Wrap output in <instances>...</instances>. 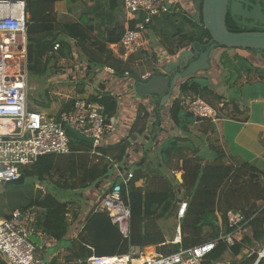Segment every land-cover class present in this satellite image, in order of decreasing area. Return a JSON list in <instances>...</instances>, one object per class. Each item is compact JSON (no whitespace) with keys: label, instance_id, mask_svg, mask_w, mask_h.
Listing matches in <instances>:
<instances>
[{"label":"trees","instance_id":"16d2710c","mask_svg":"<svg viewBox=\"0 0 264 264\" xmlns=\"http://www.w3.org/2000/svg\"><path fill=\"white\" fill-rule=\"evenodd\" d=\"M24 1L27 17V71L29 82L32 75L39 80L45 76L47 80L51 75L57 73L56 70L51 73L48 67L42 70L40 68L42 62H47L48 57L49 59L53 58L54 53L59 51L60 54L57 55V58L70 57L74 45L86 52L88 66L85 72L109 65L114 69L117 76L131 72L136 75L139 74L138 68V71L131 70L130 72L129 70L128 64L133 55L123 61L116 58L105 44L121 41L124 33L123 25L110 27L104 38H98L99 31H101V25L98 24L100 20L98 23L93 21L98 17L100 19L98 12H102L103 3L97 5L95 9L90 8L89 10L87 4L84 3V12L81 16L80 10L79 22L62 23L55 9V4L62 0ZM108 1V10L103 14L105 20L116 11L118 12L120 7L119 0ZM90 13H93V17L88 18V21L81 24V18L84 15L88 17ZM174 17L176 16L174 15ZM182 22L183 24L180 25H174L170 22L169 26L167 24L164 26V28L169 27L165 35L168 37V43L172 45V55L180 49L191 46L194 42L203 41L208 36L201 20L198 19V21L193 22L185 16L182 17ZM135 24L136 20L130 24V27L133 28ZM229 29L237 32L234 29ZM88 41L90 47L86 48L85 44ZM91 47H94L97 53L94 50L90 51ZM143 50L144 48L140 51ZM227 50L230 49H225L221 54L219 64L228 72V81L232 79L227 92L233 93L234 86L232 84L243 74L242 71L249 73L251 67H248L247 61L239 54L231 60ZM87 51L89 52L87 53ZM261 53L264 54V51ZM240 61L244 63V66H247L246 70L237 68V63ZM146 64L151 72L156 69L154 63L147 62ZM259 74L264 77V71H260ZM82 85L78 91L80 96L85 93L84 87L86 84L83 82ZM188 91L195 92L213 107L218 108L220 117L222 115L234 117L232 113H240L241 115L245 113L237 100L231 98L230 101H227L229 99L228 95L216 93L205 79L195 76L189 77L180 84L179 92H177L178 96L176 95L177 97L173 100L168 111L173 126L182 133L188 132L187 125L195 121L194 116L187 113L181 106V96ZM39 93L38 97L29 93V99L33 102V108L36 111L48 116H60L61 113L71 110L77 100L99 102L104 105L109 122L117 113V99L108 92L99 91L88 97L63 101L60 103L58 110L52 106L53 100L47 89L39 90ZM230 105L233 112L230 110ZM149 121L152 122L151 125H149ZM160 122L161 115L156 118L153 111H149L147 106H141L129 137L116 146L97 147L95 151L101 156H99L98 162L91 165L89 161L92 145L78 140L75 135L67 131L71 140V153L60 155L66 156V161L57 162V155L40 157L35 164L23 170L26 175L24 185L10 186L8 190L13 191V196L8 197L10 202H4L0 198V209L6 207L12 213L15 210L35 208L38 212V228L55 240H63L69 229L68 215L72 211L70 206H73L74 201L78 198L76 193H82L93 184H99L101 180L109 177L112 173L111 166L114 160H123L127 155L129 145L135 139L143 136L147 130L151 137L155 138ZM188 149H192L196 153L191 157H183L181 183L175 177L172 180L166 175L168 169L162 163L147 168H155L159 174L152 179L153 185L155 184L154 188L135 186V182L142 178L143 174H140V172L135 174L134 172L128 191L131 207L129 238L123 237L105 211H93L86 216L85 225L77 240L72 242L76 244V247H74V253L69 260L73 261L64 264H88L87 260L94 255H124L129 252L131 246H156L159 254L176 253L181 248L194 247L214 240L222 232L230 233L233 228L229 225V212L243 214L245 220L248 221L246 229L249 233L244 234L241 240L230 247L220 241L215 249L207 254L203 264H217L228 251L237 258L241 256L245 249H248L249 252L253 251V253L243 255L241 258L231 261L230 264H254L258 258V253L253 248L257 245L264 246V174L247 162L229 163L224 150L216 145L210 144L209 147L214 153V158L211 161L204 162L203 157L199 155L200 147L195 148L192 141L181 136H172L168 139L166 147L162 151L163 162L170 160L176 150L183 152ZM108 158L112 159L113 162H109ZM28 178H31L32 182H27ZM37 185H40V187ZM181 191L187 197L188 203L185 215L180 221L182 239L177 244H165L166 238L158 221L164 218L178 217L179 209L177 205L178 202H181ZM122 193L125 195L124 189ZM14 195L22 198L25 202L22 201V203L14 205L12 203ZM0 213L5 219L11 215V213L2 214V211ZM113 241H116V250H104L103 244ZM106 248H109V246L107 245ZM263 263L264 257L259 260L258 264ZM0 264L6 263L0 260ZM53 264L59 263L55 261Z\"/></svg>","mask_w":264,"mask_h":264},{"label":"crops","instance_id":"0c3cea01","mask_svg":"<svg viewBox=\"0 0 264 264\" xmlns=\"http://www.w3.org/2000/svg\"><path fill=\"white\" fill-rule=\"evenodd\" d=\"M166 1L170 6L173 7L172 9L174 11L160 17H155L152 20V22L147 26V30L144 33V38L146 41L144 50L140 51L138 54L133 55L128 64L130 72L131 70L135 71L138 68L141 74H137V76L140 78L151 73V71L145 65L147 62L154 63L157 67L158 64L165 63L166 61L173 59L176 55L171 54L172 45L168 43V37L165 35V32L167 31V29H169V27L164 28L165 24L168 25L170 22H172V24L174 25L183 24L182 17L185 16L191 19L193 22L198 21L196 12L193 10V6L190 0ZM119 2L120 7L118 9V12L116 11V13L112 14V16H109V18L106 17V20L103 19V14H105L108 10V0H72V2H70V0H62L55 4V9L58 13L59 20L62 23L79 22L80 10L81 16L84 12V3L87 4L88 10L90 8L95 9L97 5L103 3L104 7L102 12H98V14H100V19H98V17L93 21L95 23H98L100 20L98 24L101 25V31H97H99L100 34L98 35V38L102 39L105 37V34L108 33V29L110 27L123 25L122 28H124L125 33L127 27L133 21H135L134 19H132V16L128 15L125 11L122 0H119ZM92 15L93 13H90L88 17L87 15H84V17L81 18V24L82 22L88 21V18L91 19L93 17ZM174 15L176 17H174ZM58 31L60 32V30ZM105 44L116 58L123 61L127 60L123 55L124 50L120 46H118L119 43L108 42ZM85 47H90L89 41L85 44ZM189 47L190 45L185 48ZM185 48L180 50H184ZM93 50L97 53V50H95L94 47H91L90 51ZM88 52L89 51H87V53ZM227 52L229 53V57L231 60L234 59L237 54H239L247 61L248 65L251 67L249 73L242 71L243 74L238 79H236L234 84H232L234 86L233 93L229 92V94L227 92V88L231 86V83L228 81V79L226 83L222 81V79L226 77V73L228 75V72L220 65L222 70L219 76V70L216 69L215 72V64L213 60L212 68L210 71L202 72L195 77L205 79L207 84H209V86L216 93L225 96L229 94V99L227 101H230L231 98L237 100L245 113H243L242 115L240 113H232V115L234 114V117L222 115L216 122L204 121L194 117L195 121L187 125L188 132L182 133L180 130L175 129V126H173L168 113L169 108L173 100L175 99V95H177V92H179L180 84L183 82L180 81L175 90L173 98L171 99L169 104L161 110L160 127L156 132L155 138H152L151 134L147 130L143 134V136L135 139L132 144L129 145L127 149V155L123 160H114L111 166L112 173L109 177L101 180L99 184H93L82 193H76V196H78V198L74 201L73 206H70L72 211L68 215L69 229L63 240L58 241L47 235L42 239L41 249L47 251L50 255V261L48 264H53V262L55 261L63 264L73 261L69 260L74 253V247H76V244H73L72 242L77 240V238L79 237V234L82 231L83 226L85 225L86 216L93 211H98L96 210V207L102 197H104L105 195H109L111 192L117 190L119 186L121 187V189L124 188L123 176L126 175L128 171H133V173L135 172V174L136 172H140V174H143V177L135 182V186L149 188H154L155 184L153 185L152 179L159 174L155 168H147L152 167L153 165H157V163H162L167 167L168 171H166V175L169 176L172 180V177H175L178 180L177 175L179 173L183 175V170L181 169L183 165V157L194 156V153L196 152L192 151V149H188L183 152H180V150H176L170 160L163 162L162 151L166 147L168 139L172 136H181L182 138H187L194 143L195 148L199 146L201 149L199 155L203 157L204 162H208L214 158V153L209 149L211 142L208 143L207 140L209 137H212L214 135L218 140L216 146H219L224 150L229 163L239 164L247 162L252 166H255L264 174V77L260 76L259 74L260 71H264L263 54L259 53L258 55H255L252 51L235 49L227 50ZM70 60L75 65H73L70 70H65L64 72L60 70V72L51 75L50 80L52 78H58L57 80L59 82H56L55 84L68 81L69 84L71 83V86H73V88H75L76 90L78 89V87L81 88L83 86L82 83L84 82L86 84L84 87L85 93L81 94V97H88L91 94H96L99 91H102L112 94L117 99V113L113 118L110 119V122L115 124L116 130L113 133L108 134L104 138H102L99 146H116L122 140H125L130 135L132 127L137 120L138 112L141 106H147L149 111H153L154 106H156L159 102L158 98L156 97H153L149 101L144 97L141 98L137 96L133 86L134 80L130 78V76L134 74L133 72L121 75L124 77L117 76L115 75L114 69L109 65L102 68H96V70L91 69L88 70V72H85V69L88 66V57L86 56V52L82 48L78 49L77 45L73 46V53L70 57H63L59 61L61 64H64L66 62H70ZM79 80H81V82H79ZM232 109L233 108L230 105V110L232 111ZM151 121H149V125L152 124ZM181 143L183 144V142ZM204 148H206V152L203 153L202 150ZM95 149L93 146L91 147L89 161L90 165L94 162H98L99 156H101L99 155V153H97V151H95ZM108 160L110 162V158H108ZM178 181L180 183L182 182V180ZM9 188L10 186L0 184V198H2L4 202H10L8 197L13 196L12 192L8 190ZM182 195H180L181 202L187 203V201H184L182 199ZM12 200L14 199L12 198ZM181 202H178L177 205L179 210ZM0 211H2V214L11 213L10 210L6 207L0 209ZM3 219H5V217L0 215V221ZM167 219L169 218H164L158 221V224L160 225L166 238L165 244L180 243L182 239L180 227L181 219L179 217L175 219ZM172 227H175V232L172 231ZM247 233L249 232L246 229L244 233H242L240 238H242L244 234ZM107 245L109 246V248H106ZM103 247L106 251L116 250V241L107 242V244H103ZM148 248L151 251H147L146 249ZM261 248L262 247L260 245H257L253 249L257 250L258 252ZM134 249L138 250L144 255H153L155 253H158L156 246H131L129 252ZM245 250L249 252L248 249ZM252 253L253 252H251L249 255H251ZM0 260H3L6 264H9L2 257L0 258ZM258 262L259 261L257 258L254 264H258Z\"/></svg>","mask_w":264,"mask_h":264},{"label":"built area","instance_id":"2783aa9c","mask_svg":"<svg viewBox=\"0 0 264 264\" xmlns=\"http://www.w3.org/2000/svg\"><path fill=\"white\" fill-rule=\"evenodd\" d=\"M123 7L136 20L133 28L130 25L127 27L118 44L124 50L125 59H128L144 48V33L152 20L174 10L166 0H123ZM26 20L24 0H0V184L4 185L19 179L24 174L23 170L31 167L42 156L71 153L67 126L94 138V149L99 146L102 138L116 130L115 124L108 121L105 106L99 102L77 100L71 110L60 116H48L31 107ZM180 101L187 113L200 120L216 122L220 119L219 110L193 91L184 93ZM133 177V171H128L123 176L124 188L119 186L117 190L102 197L96 207V210L107 212L124 238L130 236L128 185ZM187 205L186 202L180 203V219L185 215ZM228 217L229 225L233 228L230 233L222 232L214 240L181 248L176 253L144 255L134 249L124 255L92 256L87 263L203 264L207 254L220 241L230 247L241 240L248 221L240 212H229ZM31 235L41 239L46 236L38 228L37 210L29 208L13 211L9 218L0 221V258L9 264H47L37 257L36 252L42 245L38 246L31 241L28 238ZM257 253L259 261L264 257V246Z\"/></svg>","mask_w":264,"mask_h":264},{"label":"water","instance_id":"95a60500","mask_svg":"<svg viewBox=\"0 0 264 264\" xmlns=\"http://www.w3.org/2000/svg\"><path fill=\"white\" fill-rule=\"evenodd\" d=\"M190 1L208 36L203 41L194 42L189 48L180 50L173 59L158 64L145 78L135 74L130 76L134 80L133 86L138 97L149 101L153 97L158 98L159 102L153 108L156 118L160 117L161 110L173 98L180 81L211 70L213 57L219 48L248 50L255 55L264 51V0ZM228 13L235 22L251 30L231 31L227 25ZM67 130L78 140L89 144L95 142L94 138L80 134L71 126H67ZM25 182L26 175L22 174L19 179L8 182L5 186L24 185ZM28 238L38 246L42 245L40 237L31 235Z\"/></svg>","mask_w":264,"mask_h":264},{"label":"rangeland","instance_id":"374dc122","mask_svg":"<svg viewBox=\"0 0 264 264\" xmlns=\"http://www.w3.org/2000/svg\"><path fill=\"white\" fill-rule=\"evenodd\" d=\"M57 49V48H56ZM224 50L225 49H222V48H219L218 50H217V52H216V54L214 55V57H213V62H214V64H215V72H216V69L217 70H219V76H220V72H221V70H222V68H221V66H220V64H219V62H218V60H219V58H220V55L222 54V52H224ZM60 52V51H59ZM59 52H56V53H54V57L53 58H51V59H49V57H48V61L47 62H42V65L40 66V68L43 70V69H46L47 67L48 68H50V70H51V73L53 72V71H57V72H60V70H62V72H64L65 70H70V68L73 66V65H75L71 60H70V62H66V63H64V64H61L60 63V59L61 58H57V55L58 54H60ZM229 54V53H228ZM49 55H51V54H49ZM48 55V56H49ZM234 56V55H233ZM61 64V65H60ZM47 65V66H46ZM147 65V64H146ZM46 66V67H45ZM248 67H249V65H248ZM237 68L238 69H244V70H246L247 69V66L245 65L244 66V63L242 62V61H240V62H238L237 63ZM139 72V71H138ZM218 72V71H217ZM141 73L139 72V74L138 75H140ZM204 74V73H203ZM205 74H208V73H205ZM213 74H214V72H213ZM203 76V75H202ZM227 73H226V77L225 78H223L222 79V81L224 82V83H226L227 82ZM47 78V77H46ZM45 76H43L42 78H41V80H39V79H37L34 75H32V77L30 78V82H29V80H28V84H29V88H30V90H29V93L30 94H33V96H35V97H38L39 95H40V93H39V90H45V89H47L48 91H49V93H50V96H51V98H52V100H53V105L52 106H54V107H56V109L58 110V107H59V105H60V103L61 102H63V101H66V100H70V99H73V98H79V97H81L80 95H79V93H78V91H79V87H78V89L76 90L75 88H73V86H71L72 84L70 83L69 84V82L68 81H65V82H61V83H58V84H55L56 82H59L57 79L58 78H52L51 80H50V78L49 79H45ZM218 80H220V79H218ZM218 80H217V83H218ZM222 81H221V83H222ZM79 82H81V80H79ZM78 82V83H79ZM229 82H232V79L229 81ZM80 86V85H79ZM240 93V92H239ZM229 95V94H228ZM175 97H176V95H175ZM29 104L31 105V107H34V104H33V102L31 101V99H29ZM208 143H210L211 145H216L217 144V142H218V140L216 139V136H212V137H209L208 138ZM202 152L204 153V152H206V148H204L203 150H202ZM56 161L57 162H60V161H66V156H60V155H57L56 156ZM181 177V178H180ZM173 179H174V177H172ZM177 178H178V180H182V175H181V173H179L178 175H177ZM27 182H32V179L31 178H28L27 179ZM26 183V182H25ZM38 187H40V185H37ZM43 188V187H42ZM12 190V189H11ZM10 193V192H9ZM12 194H13V191H12ZM181 195H182V191H181ZM13 204L14 205H16V204H20V203H22V201L23 202H25V200H23L22 198H20V197H18V196H15L14 195V197H13ZM182 199L184 200V201H187V197L183 194L182 195ZM170 219H175V218H170ZM167 220H169V219H167ZM172 231L173 232H175L176 231V229H175V227H172ZM147 251L149 250V251H151L149 248L148 249H146ZM45 252H46V254H45ZM252 252V251H251ZM251 252H247L246 250H244L243 252H242V254H241V256H238L237 258H235L233 255H232V253L230 252V251H228V252H226L225 254H224V256L222 257V260L219 262V264H230V262L231 261H233V260H235V259H239V258H241L243 255L244 256H246V255H249ZM36 255H37V257L39 256L40 258H44L43 260L48 264L49 263V261H50V255H49V253L47 252V251H45V250H43V249H38L37 250V252H36ZM57 263H59V262H57ZM59 264H63V263H59ZM218 264V263H217Z\"/></svg>","mask_w":264,"mask_h":264},{"label":"flooded vegetation","instance_id":"af4514ba","mask_svg":"<svg viewBox=\"0 0 264 264\" xmlns=\"http://www.w3.org/2000/svg\"><path fill=\"white\" fill-rule=\"evenodd\" d=\"M227 25H228L229 28L234 29L236 31L251 30V29L245 28L243 25H240L237 22H235L229 13H228V16H227ZM205 45L208 46L209 43H205Z\"/></svg>","mask_w":264,"mask_h":264},{"label":"clouds","instance_id":"9594fccd","mask_svg":"<svg viewBox=\"0 0 264 264\" xmlns=\"http://www.w3.org/2000/svg\"><path fill=\"white\" fill-rule=\"evenodd\" d=\"M100 211H102V210H100ZM107 213V212H106Z\"/></svg>","mask_w":264,"mask_h":264}]
</instances>
